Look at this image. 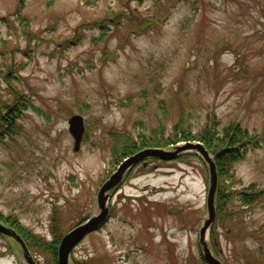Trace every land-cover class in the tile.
I'll use <instances>...</instances> for the list:
<instances>
[{"label":"rangeland","instance_id":"374dc122","mask_svg":"<svg viewBox=\"0 0 264 264\" xmlns=\"http://www.w3.org/2000/svg\"><path fill=\"white\" fill-rule=\"evenodd\" d=\"M20 2L0 0V111L32 105L19 132L0 136V213L36 236L53 241L98 214L97 193L128 144L213 122L264 132V0ZM143 20L155 26L132 33ZM74 115L84 122L77 150ZM187 141L199 140L156 148ZM231 169L229 216L217 213L206 240L222 264H264V192L251 198L264 187V146ZM125 176L109 193L111 216L73 248L72 263H208L205 161L149 157ZM29 245L37 264H59ZM0 264H30L2 233Z\"/></svg>","mask_w":264,"mask_h":264},{"label":"trees","instance_id":"16d2710c","mask_svg":"<svg viewBox=\"0 0 264 264\" xmlns=\"http://www.w3.org/2000/svg\"><path fill=\"white\" fill-rule=\"evenodd\" d=\"M23 1L25 0H21L20 2V8L23 7ZM138 1L141 2L142 0ZM117 15L122 16V13L119 12L117 13ZM97 23H99V29H101V31H104V24L100 22ZM153 26H155V21L150 22L148 20H143L138 24V26L134 28L132 33L139 35L150 30ZM30 105H32V99L24 98L20 99L19 101H15L13 106H6L12 107L6 108L7 112L2 113L0 111V136L5 134L14 135V133L20 131L21 128L17 120L21 119V116L25 114V109L28 106L30 107ZM240 124V122L232 123L230 127L226 128L223 131H219L216 126V122L208 123L198 134L192 133L190 130L180 131L176 129L174 136L168 138V140L165 141L158 142V140L155 139H153V141L148 139L147 141L143 140V143H141V145L133 142L124 146L122 157L124 160L125 157L136 153L141 149L144 150V148L148 147L167 146L184 139L201 141L212 154L218 170L219 184L218 193L216 195V209L218 210L217 213L222 216H229L228 202L235 195V192L228 191L229 187L226 184V181L232 176L231 165L234 161L246 158L249 151L264 146V132L252 134L249 130L244 129ZM263 192L264 188H260L259 190H256L251 194V198L253 199L259 196L261 197V195H263ZM246 200L247 199L245 197V201ZM250 201L252 200L250 199ZM0 219H4L5 222H8L9 225L13 227V229H16L17 232L24 238V240L27 241L28 245L32 243L36 247L42 248L51 253V255L53 256L52 258L57 259V246L59 245L58 243L62 238V236H59L60 234H55L54 231L55 240L46 241L42 237L38 235L36 236L29 229L24 228V226H22V224L19 223V221L16 218H13V216L11 215L4 216L2 213H0ZM206 264L208 263L206 262Z\"/></svg>","mask_w":264,"mask_h":264},{"label":"water","instance_id":"95a60500","mask_svg":"<svg viewBox=\"0 0 264 264\" xmlns=\"http://www.w3.org/2000/svg\"><path fill=\"white\" fill-rule=\"evenodd\" d=\"M70 132L75 137V149L77 150L82 142V137L84 133V122L82 116L74 115L70 120ZM183 153H194L198 154L202 157L205 163L208 166L209 173H210V187L208 191V198H207V209H208V216L205 219L204 225L202 226L200 242L203 245V250L205 252V258L209 264H222V261L217 260V258L212 254V250L206 240V230L212 224V222L216 218V192L218 187V172L216 162L213 159L212 155L205 147V145L200 141H187L181 144H177L173 146L172 150H167L164 148H156L150 147L145 148L144 150H140L139 152L129 156L128 158L124 159L117 169L111 174V176L103 183L101 186L98 194V203L100 206V212L92 217L88 218L86 222H82L72 230L66 233L63 236L59 247V264H73L71 262V256L73 248L90 232L97 230L105 221L107 213L109 211V207L107 206L108 198L110 197V191L119 185L125 174L128 170L134 166L135 164L139 163L143 159L153 157V158H160L163 160L173 159ZM97 213V212H96ZM0 232L7 235L12 236L16 241L21 245L23 249V253L25 259L30 264H37L27 247L26 243L22 239V237L11 227L6 226L5 224L0 222Z\"/></svg>","mask_w":264,"mask_h":264}]
</instances>
